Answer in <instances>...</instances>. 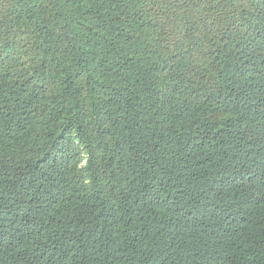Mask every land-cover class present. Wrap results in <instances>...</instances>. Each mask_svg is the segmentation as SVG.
<instances>
[{
	"label": "trees",
	"instance_id": "trees-1",
	"mask_svg": "<svg viewBox=\"0 0 264 264\" xmlns=\"http://www.w3.org/2000/svg\"><path fill=\"white\" fill-rule=\"evenodd\" d=\"M0 264H264V0H0Z\"/></svg>",
	"mask_w": 264,
	"mask_h": 264
}]
</instances>
